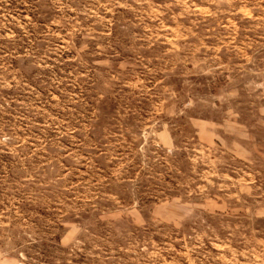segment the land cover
Masks as SVG:
<instances>
[{
  "label": "rangeland",
  "instance_id": "obj_1",
  "mask_svg": "<svg viewBox=\"0 0 264 264\" xmlns=\"http://www.w3.org/2000/svg\"><path fill=\"white\" fill-rule=\"evenodd\" d=\"M0 264H264V0H0Z\"/></svg>",
  "mask_w": 264,
  "mask_h": 264
}]
</instances>
